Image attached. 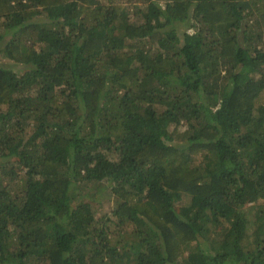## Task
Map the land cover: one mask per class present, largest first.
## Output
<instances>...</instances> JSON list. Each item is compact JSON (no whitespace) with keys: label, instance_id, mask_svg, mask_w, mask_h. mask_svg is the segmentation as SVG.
<instances>
[{"label":"trees","instance_id":"1","mask_svg":"<svg viewBox=\"0 0 264 264\" xmlns=\"http://www.w3.org/2000/svg\"><path fill=\"white\" fill-rule=\"evenodd\" d=\"M1 160L0 264H264V0H0Z\"/></svg>","mask_w":264,"mask_h":264},{"label":"rangeland","instance_id":"2","mask_svg":"<svg viewBox=\"0 0 264 264\" xmlns=\"http://www.w3.org/2000/svg\"><path fill=\"white\" fill-rule=\"evenodd\" d=\"M0 163L2 164V163H3V160H1ZM96 199L99 200V201H101V202H104L106 205H108L107 201H108V200H112V197H108V196L105 195V194H100L99 196H97ZM251 209H252V205L246 206V210H247L248 212H250Z\"/></svg>","mask_w":264,"mask_h":264}]
</instances>
